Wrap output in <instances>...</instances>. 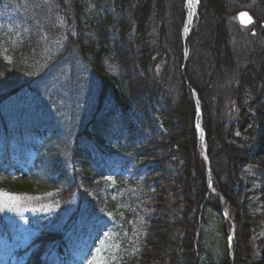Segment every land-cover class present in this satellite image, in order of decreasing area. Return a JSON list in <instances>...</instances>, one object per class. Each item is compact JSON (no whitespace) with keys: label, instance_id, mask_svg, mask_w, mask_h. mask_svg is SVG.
Returning <instances> with one entry per match:
<instances>
[{"label":"trees","instance_id":"1","mask_svg":"<svg viewBox=\"0 0 264 264\" xmlns=\"http://www.w3.org/2000/svg\"><path fill=\"white\" fill-rule=\"evenodd\" d=\"M185 1L0 0V40L3 32L9 33L4 45L10 57L7 62L0 54V162L7 166L11 152L19 159L30 154L32 146L26 139L44 138L34 148L39 152L35 164L40 177L28 182L0 177V192L34 197L66 176L69 186L72 160L79 165L80 173L74 177L81 179L80 189L94 190L92 166L99 160L125 167L148 161L149 178L160 172L164 152L179 167L181 195L195 191V199L185 208L189 211L190 205L198 208L200 203L205 222L213 210L201 203L208 191L207 172L195 131L192 88L199 97L212 179L218 187L224 185L220 192L227 200L235 198L241 188L237 172L259 164V153L244 147L264 133V0H198V32L195 35L197 27H192L183 44ZM241 11L255 21L254 34L240 31L231 21ZM14 33L17 38L12 40ZM55 39L63 42L62 50L41 54L44 45ZM185 48L190 56L182 70ZM20 94L36 103L37 111L12 101ZM116 111L134 118L138 126L129 125L124 135L108 144L107 117ZM153 119L164 133L155 132ZM234 131L245 140L235 137ZM257 141L262 144L264 134ZM103 185L107 189L108 183ZM75 187L72 184L59 199L69 201ZM168 187L162 186L166 195ZM245 224L250 226L247 220ZM57 233L41 232L31 260L53 238H60ZM186 242L179 264L194 261L193 244ZM144 253L142 246L128 255L127 264H145ZM224 260L198 264H224Z\"/></svg>","mask_w":264,"mask_h":264},{"label":"rangeland","instance_id":"2","mask_svg":"<svg viewBox=\"0 0 264 264\" xmlns=\"http://www.w3.org/2000/svg\"><path fill=\"white\" fill-rule=\"evenodd\" d=\"M252 2L254 0H250V3ZM184 5L186 10V1ZM238 15L239 12L231 16V21L235 23L238 29L245 33L252 30L253 24H241ZM194 16L193 27H197L196 35L198 32L197 13ZM186 27L187 24L182 26L181 36L185 33ZM1 36L0 43L3 46L5 39L9 37V33L3 32ZM62 48L63 42L55 39L44 45L41 54L52 55ZM7 51L3 46L0 49V54L9 60ZM185 54L188 58L190 51L186 50ZM137 74L139 73H135L134 77L141 79L142 76ZM171 78L173 80V77ZM172 91L175 92V88ZM153 120L155 132L157 134L163 133V128L158 121ZM130 122L131 119L121 115L108 118V128L105 135L108 143L114 142L108 138L113 133L114 127L121 129ZM233 133L235 137H240V140H245V137L238 131ZM263 134L262 132L256 134V141L253 142V145L244 147L252 153H262V155L259 156L258 154L259 161L256 162V164L259 162L258 165L255 167L248 165L237 172V179L241 188L235 191V198H232L230 194L231 201L227 200L220 192L225 188L224 185L221 183L218 187L212 179L214 196L209 195L210 192L206 191L201 203H206L213 211L207 212L201 231L198 227L200 203L198 208H194V205H190L189 211L185 208L187 201L190 203L195 199V191L191 190L187 196L181 195L180 184L182 183L178 182L179 167L167 159L164 152H160L161 158L164 159L162 164H158L160 172L154 173L147 179L145 176L148 174L147 166L150 162L126 170L120 169V172L118 169L107 170L106 166L101 163L93 165L94 168H97V177L92 180L94 184L112 174H121V172V176L126 178V180L123 179L119 190L110 191L113 199L111 203L116 211L117 224L122 225V233L118 235L116 231H111L110 226H114L111 221L112 217H108L107 223H103L100 230H95L91 224L81 227L82 238L75 250L76 264H88L89 260H93L94 257L96 258L94 264H123L122 261L125 256L122 254L124 250L126 249L128 253H134V250H139L140 245L145 246L143 256L145 264H179L185 252L183 245L187 243V240L193 244V264H198V261L202 262L205 259L218 261L223 258H225L224 264H264V165L262 164L264 162V142L259 144L257 141V138ZM200 157L202 158L201 154ZM74 163L78 165L77 161ZM182 165L183 163L180 161V166ZM149 172L151 171L149 170ZM138 176L140 178L137 182ZM128 181H132L133 184H129ZM164 184L169 186V194L167 195L162 189ZM98 193V189L95 187L94 190L90 189L85 195L84 208L87 209L88 214H96L94 213L95 210L99 211L103 207L104 198L100 197ZM215 193L225 199L224 206L227 209L223 212H221L219 205L220 198ZM0 202L9 206L13 205L6 197ZM95 206L96 208H94ZM53 211L52 206H43L31 212L22 210L17 213L14 219L11 218L12 240L7 241L0 237V264H19L15 253L29 247L38 232V225L33 224L31 217L47 216ZM122 211L128 212L130 217L125 219ZM1 212L7 219L13 214V212L9 213L7 209ZM183 215H185L184 218ZM246 220L250 225L249 227L245 224ZM105 233H108L107 237ZM230 238L232 239L231 245L228 246L227 242ZM101 241L104 243L101 244ZM98 247L102 249L101 253L96 252ZM231 251L232 253H230ZM45 259L51 264H60V258L57 255L47 256V258L44 256L42 260Z\"/></svg>","mask_w":264,"mask_h":264},{"label":"snow or ice","instance_id":"3","mask_svg":"<svg viewBox=\"0 0 264 264\" xmlns=\"http://www.w3.org/2000/svg\"><path fill=\"white\" fill-rule=\"evenodd\" d=\"M189 6H192L196 3H198V0H187ZM247 14L246 13H241L240 14V19H241V23H250L251 22V18L249 17L247 21H245L243 19V17H245ZM108 179H111L110 177ZM10 200H13L15 201V197H9ZM5 209H7L8 211H15L17 213H19L21 211V209H19L18 207H15V206H9L8 204L6 203H3V202H0V211H4ZM105 236L107 237L108 236V233H105ZM104 241H101V244H103ZM102 249L101 248H96V252L97 253H101ZM95 257L93 258V260H89L88 264H94V261H95Z\"/></svg>","mask_w":264,"mask_h":264},{"label":"bare ground","instance_id":"4","mask_svg":"<svg viewBox=\"0 0 264 264\" xmlns=\"http://www.w3.org/2000/svg\"><path fill=\"white\" fill-rule=\"evenodd\" d=\"M186 6H187V10H188L187 25L189 26V22L191 20V17L193 16L194 5L189 6L188 2L186 1Z\"/></svg>","mask_w":264,"mask_h":264},{"label":"water","instance_id":"5","mask_svg":"<svg viewBox=\"0 0 264 264\" xmlns=\"http://www.w3.org/2000/svg\"><path fill=\"white\" fill-rule=\"evenodd\" d=\"M242 13H246V12H242ZM241 14V13H240ZM240 14H239V17H240ZM247 14V13H246ZM248 18H249V15L247 14L245 17H243V19L245 20V21H247L248 20ZM240 19V18H239ZM240 22H241V19H240ZM244 24H249V23H244ZM199 130H200V128H199ZM220 198V197H219Z\"/></svg>","mask_w":264,"mask_h":264}]
</instances>
